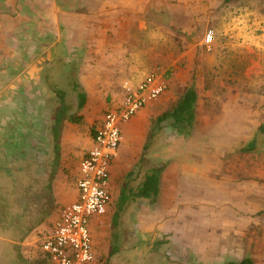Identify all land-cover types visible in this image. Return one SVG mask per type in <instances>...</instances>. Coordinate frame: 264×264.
<instances>
[{
  "label": "rangeland",
  "instance_id": "374dc122",
  "mask_svg": "<svg viewBox=\"0 0 264 264\" xmlns=\"http://www.w3.org/2000/svg\"><path fill=\"white\" fill-rule=\"evenodd\" d=\"M175 1L179 16L192 23L177 27L175 36L143 24L140 45L128 47L136 59L129 62L136 83L125 65L112 79L109 63L102 62L103 76H98L85 63L84 51L77 50L61 65L54 60L56 71L44 70L51 92L64 91L62 102L69 113L82 116L80 123L64 128L59 169L51 141L54 112L61 102L55 92L44 95L48 107L35 106V100L32 109L18 115L27 126L4 127L2 123L12 122L13 112L0 111V135L16 127L19 133L37 136L39 142L30 146L49 154L19 166L0 163V264L17 263L9 246L11 235L27 236L25 240L38 245L50 233L61 208L75 198L79 162L92 146L91 132L121 101L126 84L136 86L153 73L166 80L167 89L143 107L146 113L139 120L123 126L119 156L111 168L114 203L90 223L96 264H224L246 257L264 264V0L170 2ZM208 33L214 36L210 46L204 44ZM46 80L39 78L40 84ZM74 82L88 99L81 112ZM190 86L199 92L195 127L182 131L159 124L158 117ZM24 97L14 96L16 104ZM30 146L20 149L33 154ZM153 167L163 169L158 201L130 202L115 224V204L127 174L134 173L135 187ZM181 168L196 172L179 174ZM168 169L177 172L175 177ZM116 232L122 235L123 249L109 257ZM33 251L38 252L36 247Z\"/></svg>",
  "mask_w": 264,
  "mask_h": 264
},
{
  "label": "crops",
  "instance_id": "0c3cea01",
  "mask_svg": "<svg viewBox=\"0 0 264 264\" xmlns=\"http://www.w3.org/2000/svg\"><path fill=\"white\" fill-rule=\"evenodd\" d=\"M3 1L4 5L2 6ZM3 1L0 2V111L6 109L11 110L10 113L13 112L12 122L10 124L2 123L4 127L19 126L20 124L27 126L29 123L19 118L18 115L22 116L21 112H26L27 108L32 109L34 104L46 108L48 104L45 103V98L47 96L49 98V94L53 92L57 96L58 88L52 89L53 92H51L49 81L46 80L49 76L43 74L44 70L49 67H54V71L58 69L55 68L54 60L61 65L60 61L65 57L75 56L76 50L84 51L82 55L85 63L90 65L92 72L97 71L98 76H103L101 73L102 62L109 63V68L106 70L112 72V79L116 77L114 75L121 68L120 66L125 65L127 66L125 72L130 78L134 77L133 83H136L138 77L133 76L134 70H130L129 65L130 61H136V59L130 55L129 52L131 51L128 50V47L140 45L138 33L143 28V24L144 27L146 24L160 26L161 30L175 36L177 27H187L192 23V19H188L190 21L188 23L186 18L179 16L178 2L175 1L172 4L171 0H162V3L160 0ZM25 7L29 9L28 12H25ZM185 11L187 12L186 8ZM161 15L162 17H160ZM116 32H120L121 35H117ZM117 51L119 54L122 53L121 57L116 55ZM154 60L155 58H153ZM76 61L79 63L80 59H76ZM92 62L95 64L93 65ZM137 71H139L138 68ZM140 77L141 74L139 81ZM39 78L46 81L40 84ZM16 95L20 97L25 95L22 100L19 98V104H16L14 100ZM35 100L36 103L33 104ZM60 101V104L63 103L62 100ZM144 108H148V105ZM144 108L131 120L132 123L146 113ZM31 122L35 124L34 119H31ZM52 125L53 120L51 128ZM63 135L64 133H62L61 142ZM51 139L53 140L52 131ZM35 142H39L37 136H26V134L19 133L16 127L14 131L10 130L7 134L1 133L0 155L2 159H0V163L5 162V166H19L18 164H23L26 159L34 161L35 157L41 154L49 156L43 149L38 151L39 146L37 148L30 146V144L34 145ZM18 143L20 147L22 144L30 146L29 150L34 153L27 152L24 148L20 149L17 146ZM53 155L55 154L52 141ZM61 160L62 153L60 164ZM5 166L3 167L5 168ZM168 170L171 177H175L177 172H173L174 169ZM193 171L196 172L194 168L189 171L181 168L179 174L185 175ZM162 176L163 174H161V180ZM173 183L174 181H172ZM177 186L176 181V189ZM52 228L38 245L35 244V241L32 243L25 240L27 236L11 235L10 239L12 240H9V246L17 262L15 264L32 262L50 264L49 258L41 249V245L51 234ZM35 247L38 250L36 253L33 251Z\"/></svg>",
  "mask_w": 264,
  "mask_h": 264
},
{
  "label": "built area",
  "instance_id": "2783aa9c",
  "mask_svg": "<svg viewBox=\"0 0 264 264\" xmlns=\"http://www.w3.org/2000/svg\"><path fill=\"white\" fill-rule=\"evenodd\" d=\"M213 40L208 33L204 44L210 46ZM166 89L162 76L150 74L136 86L126 84L121 101L105 113L92 146L79 162L76 196L61 208L51 234L42 243L50 264H96L90 223L93 217L106 215L114 203L111 168L119 156L123 126Z\"/></svg>",
  "mask_w": 264,
  "mask_h": 264
},
{
  "label": "trees",
  "instance_id": "16d2710c",
  "mask_svg": "<svg viewBox=\"0 0 264 264\" xmlns=\"http://www.w3.org/2000/svg\"><path fill=\"white\" fill-rule=\"evenodd\" d=\"M74 90L77 91L78 98V111L81 112L87 105V95L85 92L79 91L80 85L76 82L73 83ZM57 96L60 100H64L65 93L60 90L57 92ZM199 100V92L194 86L186 88L182 95L173 104L170 110L166 111L162 116L158 117L157 122H167L169 126L174 127L182 131H191L195 127L197 121V103ZM82 116L80 114L69 113V107L66 104L61 103L55 110L53 116V125L51 128L53 137V152L54 166L60 167L61 156V138L63 128L66 124H78L81 122ZM96 127L91 132L94 136ZM163 169L153 167L149 169L143 178V180L137 185H132L131 177L133 172L127 174L124 180L123 186L119 191V196L115 204L112 220L115 224L120 223V218L125 212L126 207L130 202L143 200L149 203H156L161 193V174ZM116 228V227H115ZM123 249V239L119 232H116L113 236V240L109 243V257L116 255ZM224 264H255L252 257H246L239 261H228Z\"/></svg>",
  "mask_w": 264,
  "mask_h": 264
}]
</instances>
